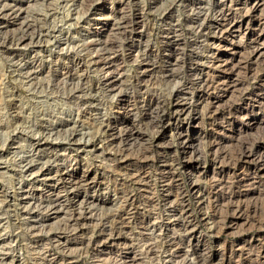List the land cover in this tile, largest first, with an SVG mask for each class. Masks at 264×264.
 I'll list each match as a JSON object with an SVG mask.
<instances>
[{
    "label": "rangeland",
    "instance_id": "374dc122",
    "mask_svg": "<svg viewBox=\"0 0 264 264\" xmlns=\"http://www.w3.org/2000/svg\"><path fill=\"white\" fill-rule=\"evenodd\" d=\"M258 48L264 0H0V264H264Z\"/></svg>",
    "mask_w": 264,
    "mask_h": 264
},
{
    "label": "bare ground",
    "instance_id": "6f19581e",
    "mask_svg": "<svg viewBox=\"0 0 264 264\" xmlns=\"http://www.w3.org/2000/svg\"><path fill=\"white\" fill-rule=\"evenodd\" d=\"M222 11V10H221ZM222 14H223V12H222ZM220 15H221V13H220ZM223 16V15H222ZM215 26V25H214ZM23 40V39H22ZM23 44V43H22ZM254 53H253V55H254V57L255 56H260L261 54H263L264 52L263 51H261V49L260 48H258V49H256L255 51H253ZM108 75H110V74H108ZM115 76V75H114ZM108 81L109 82H114L115 80H113L112 79V76L111 77H108ZM118 81V80H117ZM113 132V131H112ZM112 137V136H111ZM128 137V136H127ZM182 139L183 141H184V146L185 145H189V146H187L186 148H189L191 145H190V142H191V136L189 135V134H187V133H185V132H182L181 134H180V136H179V139ZM113 140V139H112ZM182 142V141H181ZM192 148V147H191ZM185 152H186V150H185ZM193 152V151H192ZM195 152V151H194ZM196 154V153H195ZM87 174V173H86ZM93 178L92 177H89V175H85V177H84V179H83V181H90V180H92ZM167 180V179H166ZM197 180H199V179H197ZM82 181V180H81ZM96 181V180H95ZM175 181V180H174ZM76 182V181H75ZM92 182V181H91ZM87 183V182H86ZM89 183V182H88ZM73 184V183H72ZM75 187V186H74ZM186 188V187H185ZM198 188V184H196V182H192V183H190V185H189V189L188 190H196ZM183 191V190H182ZM187 191V190H186ZM189 192V191H188ZM181 194H182V192H181ZM82 201V200H81ZM199 202V201H198ZM189 204V203H188ZM127 205V204H126ZM183 205V204H182ZM185 206V205H184ZM187 206V205H186ZM188 207V206H187ZM185 209V208H184ZM187 210V209H186ZM186 210H185V212H186ZM79 215V214H78ZM77 215V216H78ZM82 215V214H81ZM190 217V216H189ZM77 219H79V217L77 218ZM185 224V223H184ZM189 225V224H188ZM116 226V225H115ZM185 226V225H184ZM117 228V227H116ZM120 229V228H119ZM118 231V230H117ZM92 241V240H91ZM152 250V249H151ZM150 250V251H151ZM153 251V250H152Z\"/></svg>",
    "mask_w": 264,
    "mask_h": 264
}]
</instances>
